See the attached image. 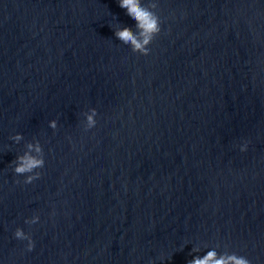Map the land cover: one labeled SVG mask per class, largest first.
<instances>
[{"label":"water","instance_id":"95a60500","mask_svg":"<svg viewBox=\"0 0 264 264\" xmlns=\"http://www.w3.org/2000/svg\"><path fill=\"white\" fill-rule=\"evenodd\" d=\"M155 11L144 55L112 39L118 0H0V264H185L201 242L264 264V0Z\"/></svg>","mask_w":264,"mask_h":264},{"label":"clouds","instance_id":"9594fccd","mask_svg":"<svg viewBox=\"0 0 264 264\" xmlns=\"http://www.w3.org/2000/svg\"><path fill=\"white\" fill-rule=\"evenodd\" d=\"M118 6L124 11V14L133 22V27H117L114 29L112 39L119 42L125 48H130L133 52L147 55L150 52L149 45L155 36L161 31V17L155 11L158 7V0H118ZM98 113L94 109H88L82 114V130L87 133L96 128ZM48 125L52 129L57 127L55 118L48 120ZM13 142L23 140V133L17 131L10 137ZM246 140L240 142L238 147L240 151L247 149ZM12 171L17 174H24V183L32 182L41 175L40 169L45 164L44 149L39 139L33 137L30 140H24L23 150L17 152L13 160L9 162ZM39 214L34 212L31 216L24 217L26 224H33L39 221ZM13 236L19 240L26 241L25 247L31 250L34 247V240L30 232L17 225L13 230ZM185 241L179 247L182 249ZM201 245H203L202 250ZM219 244L209 246L206 242L192 243L190 252L193 254L187 259L185 264H252L246 256L238 254L235 251H218ZM201 252L203 254H201ZM171 259V257H169Z\"/></svg>","mask_w":264,"mask_h":264}]
</instances>
